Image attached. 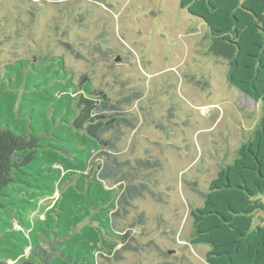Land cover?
I'll use <instances>...</instances> for the list:
<instances>
[{
	"label": "trees",
	"instance_id": "16d2710c",
	"mask_svg": "<svg viewBox=\"0 0 264 264\" xmlns=\"http://www.w3.org/2000/svg\"><path fill=\"white\" fill-rule=\"evenodd\" d=\"M179 5L229 44V54L226 45L216 53L229 59L228 82L262 105L250 138L192 210L191 242L209 247L208 264H264V221L255 226L264 212V0ZM113 95L75 75L63 56L34 55L0 70V264L120 258L127 236L116 218L147 187L135 185L128 162L112 154L136 125L128 107L138 95Z\"/></svg>",
	"mask_w": 264,
	"mask_h": 264
},
{
	"label": "rangeland",
	"instance_id": "374dc122",
	"mask_svg": "<svg viewBox=\"0 0 264 264\" xmlns=\"http://www.w3.org/2000/svg\"><path fill=\"white\" fill-rule=\"evenodd\" d=\"M219 45L231 52L179 0H0V70L63 56L97 89L138 95L128 107L136 125L112 154L147 188L121 209L116 228L126 242L103 264H208L209 247L191 242L192 210L262 116L261 103L228 82ZM141 160L150 164L139 169ZM262 221L260 211L255 226Z\"/></svg>",
	"mask_w": 264,
	"mask_h": 264
}]
</instances>
